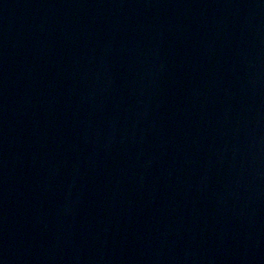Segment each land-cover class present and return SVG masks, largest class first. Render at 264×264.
<instances>
[{
  "label": "water",
  "instance_id": "obj_1",
  "mask_svg": "<svg viewBox=\"0 0 264 264\" xmlns=\"http://www.w3.org/2000/svg\"><path fill=\"white\" fill-rule=\"evenodd\" d=\"M0 264H264V0H0Z\"/></svg>",
  "mask_w": 264,
  "mask_h": 264
}]
</instances>
